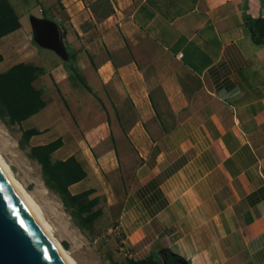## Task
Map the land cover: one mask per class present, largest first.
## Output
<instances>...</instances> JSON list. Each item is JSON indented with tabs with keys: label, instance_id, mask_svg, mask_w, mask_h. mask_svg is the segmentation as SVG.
<instances>
[{
	"label": "crops",
	"instance_id": "0c3cea01",
	"mask_svg": "<svg viewBox=\"0 0 264 264\" xmlns=\"http://www.w3.org/2000/svg\"><path fill=\"white\" fill-rule=\"evenodd\" d=\"M9 2L20 25L0 37V72L36 66L51 86L25 119L33 139L94 152L88 168L127 190V255L264 264V43L248 21L264 0Z\"/></svg>",
	"mask_w": 264,
	"mask_h": 264
},
{
	"label": "rangeland",
	"instance_id": "374dc122",
	"mask_svg": "<svg viewBox=\"0 0 264 264\" xmlns=\"http://www.w3.org/2000/svg\"><path fill=\"white\" fill-rule=\"evenodd\" d=\"M41 74L40 70L32 73L31 85L38 91L41 99L49 98L51 83ZM22 84L25 89L26 84ZM23 88L19 96L14 82L7 81L3 87L9 106L7 111L11 114L6 118L0 116L1 157L13 176L38 204L54 238L70 255L74 264H130L127 250L123 249L125 235L117 227L120 204L127 195V190L116 184L110 175L97 169L96 158L91 157L95 168H90L92 171L89 172L84 155L86 152H94L87 149L85 152L80 149L77 155L64 159L57 157L52 151L49 154L52 167H49L50 163L46 167L43 164V151L33 149L43 145L33 139L36 128L25 123V119L33 113L21 120L14 118L19 109L26 110ZM54 141L58 146L61 145L60 139ZM67 159L71 161L67 164L60 163ZM75 165L83 170V175L67 183L75 175L72 172ZM62 169L64 176L60 174ZM61 187H65L68 193L64 194ZM153 260L156 264H162L161 257L156 256Z\"/></svg>",
	"mask_w": 264,
	"mask_h": 264
},
{
	"label": "water",
	"instance_id": "95a60500",
	"mask_svg": "<svg viewBox=\"0 0 264 264\" xmlns=\"http://www.w3.org/2000/svg\"><path fill=\"white\" fill-rule=\"evenodd\" d=\"M37 38L61 47L56 23L35 18ZM0 264H67L0 169Z\"/></svg>",
	"mask_w": 264,
	"mask_h": 264
},
{
	"label": "trees",
	"instance_id": "16d2710c",
	"mask_svg": "<svg viewBox=\"0 0 264 264\" xmlns=\"http://www.w3.org/2000/svg\"><path fill=\"white\" fill-rule=\"evenodd\" d=\"M249 26L251 29L252 37L257 42L264 43V17H251L248 16ZM19 19L18 16L10 4L9 0H0V37L17 27H19ZM1 58V55H0ZM39 69L32 65L27 63H18L10 67L8 70L4 72H0V116L3 118H6V116L10 115L11 113L7 110H9V106L6 103L5 99V92L3 87H5V84L7 81L14 82L15 90L17 92V95L21 96L22 88H23V82L26 84L24 93V102L26 107H24L26 110L19 109L17 111V116H14L15 119L21 120L22 118L28 116L29 114H32L36 112L39 108H41L45 101L44 99H41V97L38 94V91L33 88L31 85L32 80V73L38 71ZM26 79V80H25ZM25 80V81H24ZM3 90V93H2ZM58 146V143L55 141L35 146L33 149H39L43 151L44 154V162L43 164L48 167L49 161V154ZM42 154V153H41ZM71 161V159L64 160L63 162H60L61 164H67ZM50 168L51 163H50ZM73 173H75L74 176H72L68 181H75L82 177L83 170L75 165V169L72 170ZM77 173V174H76ZM60 174L64 176V169L60 171ZM61 191L64 194H67L68 191L65 187H61ZM75 200V199H74ZM160 255V256H159ZM159 255H148L143 258H133L130 257V264H156L153 260L156 256L161 257L162 264H187V262L178 254L173 253L169 250H163Z\"/></svg>",
	"mask_w": 264,
	"mask_h": 264
},
{
	"label": "bare ground",
	"instance_id": "6f19581e",
	"mask_svg": "<svg viewBox=\"0 0 264 264\" xmlns=\"http://www.w3.org/2000/svg\"><path fill=\"white\" fill-rule=\"evenodd\" d=\"M0 169L6 179L9 181L13 189L16 191L18 196L21 198L23 203L26 205V207L29 209V211L32 213V215L36 218L38 223L41 225L45 233L48 235L50 240L52 241L53 245L61 255V257L64 259V261L67 264H74L73 259L70 257V255L65 251V249L61 246L59 241H57L53 234L51 227L49 223L45 220V218L42 215L41 209L38 206V204L35 202V200L29 195V193L25 190V188L17 181V179L13 176V174L10 171V168L8 167L7 163L3 160V158L0 155Z\"/></svg>",
	"mask_w": 264,
	"mask_h": 264
}]
</instances>
